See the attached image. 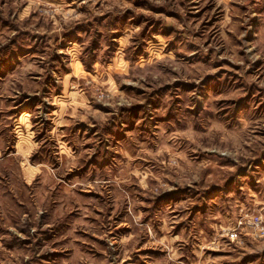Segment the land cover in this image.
Instances as JSON below:
<instances>
[{
  "label": "rangeland",
  "instance_id": "obj_1",
  "mask_svg": "<svg viewBox=\"0 0 264 264\" xmlns=\"http://www.w3.org/2000/svg\"><path fill=\"white\" fill-rule=\"evenodd\" d=\"M0 264H264V0H0Z\"/></svg>",
  "mask_w": 264,
  "mask_h": 264
}]
</instances>
